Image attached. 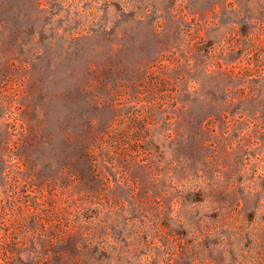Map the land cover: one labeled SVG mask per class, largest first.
<instances>
[{"label":"rangeland","instance_id":"obj_1","mask_svg":"<svg viewBox=\"0 0 264 264\" xmlns=\"http://www.w3.org/2000/svg\"><path fill=\"white\" fill-rule=\"evenodd\" d=\"M0 264H264V0H0Z\"/></svg>","mask_w":264,"mask_h":264}]
</instances>
